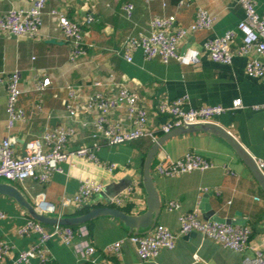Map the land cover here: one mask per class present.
Returning <instances> with one entry per match:
<instances>
[{"label": "crops", "instance_id": "crops-1", "mask_svg": "<svg viewBox=\"0 0 264 264\" xmlns=\"http://www.w3.org/2000/svg\"><path fill=\"white\" fill-rule=\"evenodd\" d=\"M33 1L0 0V14L9 9L30 8ZM254 1L258 14L264 18V0ZM125 2L134 5L130 17L123 9ZM198 7L215 18L214 25L209 30L189 35L179 46V52L183 54L197 52L198 63L146 59L142 49L132 52V61L127 60L126 40L149 34L154 16L175 15L177 24L187 27L194 22ZM54 9L65 12L86 34L89 46L76 61L71 59L70 43L51 12ZM245 17L239 0H193L186 4L183 0H49L36 38L0 33V141L10 137L15 151L24 155L28 141L39 139L45 145L46 132L62 128L71 130L67 150L90 146L98 161L73 154L60 164L61 171L54 173L47 183L37 179L22 183L0 179V182L16 185L33 203L37 195L44 196L57 207L52 215L71 216L79 214L73 196L82 179L89 178L102 184L108 197L125 191L137 180L140 186L135 192L137 202L118 208L132 214L146 210L142 169L154 142L145 137L129 143L108 144L95 128L94 113L84 111L77 115L67 108L73 101L69 89L74 86L81 87L85 95L118 96L120 86L137 93L140 104L149 112L148 126L154 130L167 120L157 112L161 100L186 97V109L222 105L228 110L216 118L217 122L226 127L255 159H264V109L260 107L264 104V77H253L246 72L248 61L259 59L264 62V54L251 50L248 55H236L231 64H224L214 62L205 50L207 39L223 36L228 31L237 32L236 47L241 40L237 25ZM12 72H18L20 76L22 94L19 103L25 110V118L9 133L6 126L8 93L4 80ZM44 76L50 78L51 84L40 91L36 83ZM237 98L242 100L243 107L235 109L232 105ZM112 118L113 121L124 120L126 126H130L126 109L118 110ZM188 153L199 154L213 165L171 176L158 172L157 166L163 159L169 165ZM109 164H115L116 168L111 171ZM152 175L163 204L158 224L179 232L181 216L195 209L205 219L200 208L206 199L220 216L244 220L243 225L237 226L251 227V245L264 250V191L222 138L209 132H195L169 139L158 150ZM171 201L178 202L179 208L170 209ZM30 219L27 210L14 199L0 194V264H26L19 261V256L30 250L39 237L35 232L20 233ZM78 231L71 244L60 237L47 241L44 246L47 260L36 256L31 258V264H97L105 258L104 250L117 241H122V245L119 255L112 257L114 264H247L246 256L254 255L252 249L238 252L201 233L190 232L177 239L174 249H163L155 260L145 262L128 239L132 231L115 217H98L80 226ZM78 244L94 245L97 248L93 256L95 261L85 260Z\"/></svg>", "mask_w": 264, "mask_h": 264}, {"label": "built area", "instance_id": "built-area-1", "mask_svg": "<svg viewBox=\"0 0 264 264\" xmlns=\"http://www.w3.org/2000/svg\"><path fill=\"white\" fill-rule=\"evenodd\" d=\"M49 0H34L30 8L9 9L0 14V33H8L15 37L36 38L42 25V13ZM152 1V0H148ZM193 0H183V3H192ZM243 6L246 17L237 25L241 34L240 42L234 47L237 32L228 31L223 36L209 38L205 42V50L214 62L231 64L236 55H248L251 50L264 54V18L256 10L254 0H239ZM123 9L127 16H131L134 5L125 2ZM57 17L64 32V38L71 46V59L77 60L86 53L89 46L85 32L81 26L70 19L65 12L54 9L51 11ZM92 21V19H88ZM215 18L201 7L197 8L194 22L187 27L177 24L175 15L154 16L150 21V33L141 34L139 37H130L126 40V58L132 61V52L142 49L146 59L160 58L164 63L176 60L180 63L196 64L199 62L197 52L187 54L179 52V46L189 35L213 27ZM246 72L253 77H264V62L259 59H250L246 65ZM7 99V130L10 133L17 122L25 118V110L20 106L19 100L22 94L20 76L18 72H12L5 77ZM51 84L48 76H44L36 83V88L44 90ZM70 96L73 100L67 104V108L74 114L84 111L94 113L95 128L100 132L110 145L129 143L142 137H150L154 142L159 138V132L166 133L177 126L198 125L205 123H218L216 118L225 113L228 108L222 105H203L196 108H185L186 97H178L174 100H161L157 112L167 117V120L154 130L149 128V112L140 104L141 100L137 93L120 86L118 96H106L102 93L85 95L81 87H71ZM243 107L242 100L237 98L233 101L232 108ZM264 109V104L260 106ZM126 109V118L130 126L123 122L113 121L112 116L118 111ZM71 130L54 129L46 132L45 145L39 139L30 140L26 143V153L18 154L13 148L10 137L0 141V179L10 182H24L27 179H37L47 183L54 173L61 171L60 164L67 161L73 154L98 161L92 147L83 146L74 150L66 149V142ZM258 167L264 173V159H255ZM212 162L205 157L188 153L184 158L165 164L163 159L157 166L159 173L171 176L191 172L196 169H207ZM108 168L113 171L115 164H109ZM140 189L139 181L135 180L131 187L125 191L105 198L102 194L104 186L92 179L81 180L78 192L73 196V202L80 207L92 205V201L110 204L115 207H123L127 203H136L135 192ZM220 194L219 190H216ZM35 207L41 213L52 215L57 211L55 204L48 201L44 196L37 195L34 200ZM179 203L171 201L169 207L172 210L179 208ZM179 232H173L162 224H156L144 232H131L128 236L135 246L139 257L149 262L155 260L161 250L175 248L177 239L190 232H198L213 239L226 248L238 252L254 250L253 256H246L247 264H264V250L251 245L249 242L250 228L228 223H219L201 218L199 210L184 213L181 218ZM35 232L38 234V242L30 250L23 251L19 261L31 264L33 257L39 256L43 261L47 260L45 243L52 238L60 237L67 244H71L79 232L70 226H54L49 229L46 225L30 219L22 226L20 233ZM79 245V244H78ZM122 241H117L106 250L102 261L97 264H114L113 256L119 255ZM78 249L87 261H95L93 257L97 252L94 245L86 244L78 246ZM2 251L0 250V253ZM197 260L198 255H194Z\"/></svg>", "mask_w": 264, "mask_h": 264}, {"label": "water", "instance_id": "water-1", "mask_svg": "<svg viewBox=\"0 0 264 264\" xmlns=\"http://www.w3.org/2000/svg\"><path fill=\"white\" fill-rule=\"evenodd\" d=\"M195 132H209L217 137L222 138L246 165L260 185L261 189L264 191V173L258 167L254 156L226 127L219 123H205L174 127L170 131L161 134L159 138L151 145L145 156L142 169V183L146 192V210L140 214L127 213L118 207L107 204L93 206L86 212L77 215H47L39 212L35 207V204L31 202L16 185L10 182H0V194L14 199L21 207L27 210L32 219L47 226L83 225L101 216H111L123 222L124 225L132 232H144L158 224V220L162 212L163 204L152 175V168L158 150L173 137ZM104 192L108 193L106 188H104ZM104 192L102 195L105 198H108ZM118 193H120V191L109 195V197L115 196ZM200 209L202 210L206 220L219 223H228L232 225H243L244 220H233L220 216V214L217 213L215 209L211 208L209 203L206 202V199H204Z\"/></svg>", "mask_w": 264, "mask_h": 264}, {"label": "trees", "instance_id": "trees-1", "mask_svg": "<svg viewBox=\"0 0 264 264\" xmlns=\"http://www.w3.org/2000/svg\"><path fill=\"white\" fill-rule=\"evenodd\" d=\"M162 133L161 132H159L158 133V135H161ZM142 138H145V137H142ZM150 140H151V143H153L154 141L150 138V137H148ZM139 139H141V138H139ZM136 140H138V139H136ZM135 141V140H134ZM133 142V141H132ZM150 143V144H151ZM152 174H153V168H152ZM13 183H17V182H13ZM95 205H101L99 202H97L96 204H93V205H90V206H84V207H80V208H78V211H77V213H84V212H86L89 208H91V207H93V206H95ZM88 224V223H87ZM83 225H85V224H83ZM83 225H74V226H70V227H72V228H74V229H78L80 226H83ZM249 227V226H248ZM250 228V236H249V242L251 241V238H252V234H253V229L251 228V227H249Z\"/></svg>", "mask_w": 264, "mask_h": 264}]
</instances>
